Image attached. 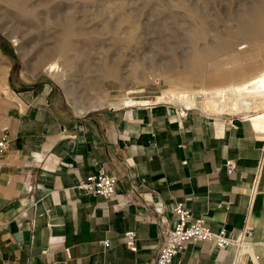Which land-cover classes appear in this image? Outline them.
<instances>
[{"label": "crops", "instance_id": "1", "mask_svg": "<svg viewBox=\"0 0 264 264\" xmlns=\"http://www.w3.org/2000/svg\"><path fill=\"white\" fill-rule=\"evenodd\" d=\"M7 56L0 50L11 97L7 105L0 94L8 144L0 264H148L177 204L212 231L234 237L248 225L253 234L239 251L190 243L172 264H264V124L254 115L229 119L164 101L77 114L51 85L10 78ZM99 170L116 179L109 200L75 187ZM126 231L136 234L135 252Z\"/></svg>", "mask_w": 264, "mask_h": 264}, {"label": "rangeland", "instance_id": "2", "mask_svg": "<svg viewBox=\"0 0 264 264\" xmlns=\"http://www.w3.org/2000/svg\"><path fill=\"white\" fill-rule=\"evenodd\" d=\"M255 16L264 19V0H0V50L13 62L10 78L45 82L85 114L264 75V25L237 34Z\"/></svg>", "mask_w": 264, "mask_h": 264}, {"label": "built area", "instance_id": "3", "mask_svg": "<svg viewBox=\"0 0 264 264\" xmlns=\"http://www.w3.org/2000/svg\"><path fill=\"white\" fill-rule=\"evenodd\" d=\"M7 135L4 133L0 137V173L4 167V156L7 151ZM227 174L234 170L233 161H225ZM116 179L99 170L95 174L86 176L76 184V189L94 197H100L104 200L111 199L116 193ZM173 214L176 222L171 229L161 232L156 254L148 264H172L175 257L186 249L190 243L212 242L218 249L235 248L237 251L250 244L252 229L248 225L243 228L234 237L227 234L225 228L218 231H212L203 225V220L193 219L190 211L182 204H177L173 208ZM122 241L127 250L136 251V234L133 231H126L122 236ZM103 248L108 246L107 242H102ZM256 260L257 257H254Z\"/></svg>", "mask_w": 264, "mask_h": 264}, {"label": "bare ground", "instance_id": "4", "mask_svg": "<svg viewBox=\"0 0 264 264\" xmlns=\"http://www.w3.org/2000/svg\"><path fill=\"white\" fill-rule=\"evenodd\" d=\"M253 19L252 22L241 21L238 24L237 34L247 38L254 34V27L264 25V19L260 20L259 16H255ZM224 45L226 47V41L221 44V46ZM52 70V67L48 68V71ZM126 99H129L128 101L123 100L126 106L134 105L133 98L128 97ZM164 100H169L168 102L171 100L173 104L180 105L182 108H194L207 114L244 115V118L254 115L258 127V125L262 126L264 124V114L263 117L258 116L259 113H264V75L242 87L213 89L208 92L200 91L198 94L191 92L175 93Z\"/></svg>", "mask_w": 264, "mask_h": 264}]
</instances>
